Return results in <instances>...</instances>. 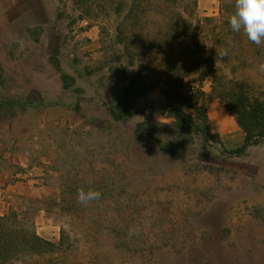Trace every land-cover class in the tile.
<instances>
[{
  "label": "rangeland",
  "instance_id": "374dc122",
  "mask_svg": "<svg viewBox=\"0 0 264 264\" xmlns=\"http://www.w3.org/2000/svg\"><path fill=\"white\" fill-rule=\"evenodd\" d=\"M118 1L55 5L61 48L50 53L73 79L67 90L39 42L50 18L33 3L0 11L30 22L0 31V192L7 173L24 183L2 194L0 215L17 214L56 246L19 264H264V143L231 158L191 133L176 155L161 151L135 136L144 108L171 123L159 89L121 121L109 112L132 77L164 86L168 57L185 87L205 93L206 111L214 77L246 82L264 100V44L232 31L222 10L233 0H124L121 14ZM213 114L225 117L224 148L239 146L233 115L225 106ZM156 135L164 141L165 130ZM81 188L100 199L80 205Z\"/></svg>",
  "mask_w": 264,
  "mask_h": 264
},
{
  "label": "trees",
  "instance_id": "16d2710c",
  "mask_svg": "<svg viewBox=\"0 0 264 264\" xmlns=\"http://www.w3.org/2000/svg\"><path fill=\"white\" fill-rule=\"evenodd\" d=\"M124 3V0L118 1V14L122 13ZM233 5L234 0L227 3L222 13L229 16L233 11ZM131 12V9L128 10L125 18H129ZM120 43L124 45L127 54L128 46L125 40L122 39ZM49 60L59 74L63 88L66 90L71 88L73 79L63 72L59 60L55 57ZM172 71L168 57L166 59L167 80L164 81V86L161 87L158 83L151 86L145 85L139 77L130 78L128 86L123 90L122 96L117 99L114 108L109 109L112 118L116 121L127 118L135 113L136 100L159 89L165 101L162 116L164 119L171 120V123L168 125L154 123L152 116L144 108L137 113L142 116L143 121L136 125L135 136L155 140L161 151L176 155L185 145L184 137L191 133L201 136L207 143L220 146L222 153L231 158L241 157L251 146L264 142V100L254 92L251 85L234 79L213 78L212 95L224 104L242 131L241 144L227 151L219 135L212 133L208 128L205 93L199 88H194L191 93H188V87L184 86L186 75L179 78L177 74H172ZM159 127L165 130L164 141L156 135V129ZM55 249V244L45 241L33 230L25 228L17 214L0 215V264H19L25 259L53 253Z\"/></svg>",
  "mask_w": 264,
  "mask_h": 264
},
{
  "label": "crops",
  "instance_id": "0c3cea01",
  "mask_svg": "<svg viewBox=\"0 0 264 264\" xmlns=\"http://www.w3.org/2000/svg\"><path fill=\"white\" fill-rule=\"evenodd\" d=\"M7 1L9 3L8 5H6L5 3H3L2 0H0V11L7 10V9L9 10V8L17 10L21 7L22 3H33V7H30L29 9H31L32 11L33 10L34 11L39 10V12L42 16H47L48 18H50V27H49V25H46L47 26L46 30L48 28H50V38L46 37L44 34V35H42V39H39V42L44 43L42 45V49H43V52H45V54L48 56L49 59L52 57H55L59 60V58L57 57L58 54H55V56H54L50 52L52 51V45L54 46L55 51H57V53L61 48L60 36L58 33H56V28L53 24L55 21V16H56L55 5L57 4V2H60V0H7ZM206 10H207V3H206ZM34 14L37 15V13H35V12H34ZM26 22H24L22 19L8 18L6 16H3V14H2L0 16V31L4 27L10 28L12 25L19 26V27L24 25V23L26 25H30V22H27V23ZM43 24H46V23H44V22H42V23L38 22L37 23L36 22V23H33L32 26H34L36 28V30H39L41 32V28L44 26ZM7 28H4V29L6 30ZM43 29H45V27ZM36 43H37V41H36ZM31 70H32V72L36 71L35 73H37V70L34 69L33 67L31 68ZM223 106L224 105L222 103H220L218 100H213L210 102L209 106L207 107V111H206L207 116H208V128L210 129V131L212 133L219 135V137L222 136V134H223L222 132H225V130L227 128V124L225 121V117H221V118L220 117H214L213 111L215 109L221 110V107H223ZM225 110H226V108H225ZM211 119L214 120V125L216 126V128L211 126ZM241 134H242V131H241ZM263 143L264 142H262L261 144H263ZM261 144H258L256 146H251L250 148L247 149L246 153L251 148L257 147ZM243 156H241V157H243ZM4 177L6 179L4 181V183H7L8 185H7V189L3 190L4 192H2L1 194H4L5 196H6V193H9L8 190L14 189V188H16V186L21 188V185H24V183H22V182H17L16 184H12V182L8 180L9 178H12V176L9 177L8 173ZM0 181H1V176H0ZM4 195H2V200L4 199L3 197H5Z\"/></svg>",
  "mask_w": 264,
  "mask_h": 264
},
{
  "label": "clouds",
  "instance_id": "9594fccd",
  "mask_svg": "<svg viewBox=\"0 0 264 264\" xmlns=\"http://www.w3.org/2000/svg\"><path fill=\"white\" fill-rule=\"evenodd\" d=\"M228 23L232 31L243 32L251 43L261 46L264 44V0H234ZM220 55H227V51L221 52ZM258 69L264 72V60L259 63ZM100 197L101 192L97 190L85 191L81 188L77 191V202L85 207ZM138 231L136 228H130L129 236L138 234Z\"/></svg>",
  "mask_w": 264,
  "mask_h": 264
},
{
  "label": "built area",
  "instance_id": "2783aa9c",
  "mask_svg": "<svg viewBox=\"0 0 264 264\" xmlns=\"http://www.w3.org/2000/svg\"><path fill=\"white\" fill-rule=\"evenodd\" d=\"M194 86H190V87H188L187 88V90H188V93H191L193 90H194ZM2 198V194H1V192H0V199Z\"/></svg>",
  "mask_w": 264,
  "mask_h": 264
}]
</instances>
